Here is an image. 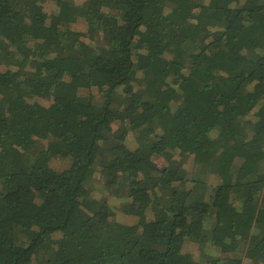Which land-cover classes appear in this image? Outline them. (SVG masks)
Masks as SVG:
<instances>
[{"label": "trees", "instance_id": "16d2710c", "mask_svg": "<svg viewBox=\"0 0 264 264\" xmlns=\"http://www.w3.org/2000/svg\"><path fill=\"white\" fill-rule=\"evenodd\" d=\"M0 264H264V0H0Z\"/></svg>", "mask_w": 264, "mask_h": 264}, {"label": "rangeland", "instance_id": "374dc122", "mask_svg": "<svg viewBox=\"0 0 264 264\" xmlns=\"http://www.w3.org/2000/svg\"><path fill=\"white\" fill-rule=\"evenodd\" d=\"M81 23V22H80ZM84 27V26H83ZM44 143H45V141H42V144L44 145ZM41 144V143H40ZM41 144V145H42ZM37 147V146H36ZM36 147L35 148H32V150H31V154H33V153H35V150H36ZM158 162V164H161V163H163V160H159V161H157ZM161 162V163H160ZM187 163H188V161H187ZM51 164H52V166L54 167V168H56V169H59V170H62V169H65V168H67L68 166H69V164H70V159H68V158H65V159H62V160H59V159H53L52 161H51ZM190 166V162L186 165V167H189ZM99 180V179H98ZM97 179H95L93 182H92V191H91V193H92V195H93V197H95V198H97V197H103V198H105V199H107V198H110V196L109 197H107V195L105 194V192H106V190H102V188H100V186H101V182L100 181H98ZM108 201L111 203L112 201L113 202H115V203H117L115 200H112V198H111V200L110 199H108ZM117 219H119V216L117 217ZM120 219H123V217L122 218H120ZM125 219H126V217H125ZM129 219V218H128ZM128 219H126V220H128ZM192 247H194L195 249H196V245L194 244V245H192V244H189V246H188V248H192ZM193 248V249H194ZM192 249V250H193ZM194 251V250H193ZM236 255H239V253H236Z\"/></svg>", "mask_w": 264, "mask_h": 264}]
</instances>
